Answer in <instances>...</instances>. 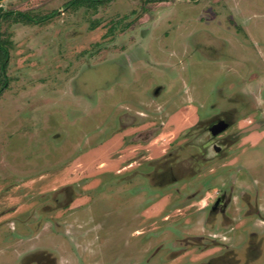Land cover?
<instances>
[{"label": "rangeland", "instance_id": "obj_1", "mask_svg": "<svg viewBox=\"0 0 264 264\" xmlns=\"http://www.w3.org/2000/svg\"><path fill=\"white\" fill-rule=\"evenodd\" d=\"M0 264H264V0H0Z\"/></svg>", "mask_w": 264, "mask_h": 264}, {"label": "water", "instance_id": "obj_2", "mask_svg": "<svg viewBox=\"0 0 264 264\" xmlns=\"http://www.w3.org/2000/svg\"><path fill=\"white\" fill-rule=\"evenodd\" d=\"M219 128H220V130L221 129H224L225 128V125L223 123H221L220 126H219Z\"/></svg>", "mask_w": 264, "mask_h": 264}, {"label": "trees", "instance_id": "obj_3", "mask_svg": "<svg viewBox=\"0 0 264 264\" xmlns=\"http://www.w3.org/2000/svg\"><path fill=\"white\" fill-rule=\"evenodd\" d=\"M2 67H5V66H2Z\"/></svg>", "mask_w": 264, "mask_h": 264}]
</instances>
